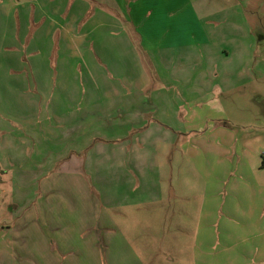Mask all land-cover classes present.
Instances as JSON below:
<instances>
[{
    "label": "rangeland",
    "instance_id": "1",
    "mask_svg": "<svg viewBox=\"0 0 264 264\" xmlns=\"http://www.w3.org/2000/svg\"><path fill=\"white\" fill-rule=\"evenodd\" d=\"M214 1L220 8L229 9L216 20L250 24L251 68L255 75L250 83L221 99L223 111L204 109L205 114L212 113L209 117L216 116L218 121L211 118L203 125L225 128L228 137L213 138V144L217 142L225 149L238 148L259 156L264 153V0ZM0 3V11L6 13L14 7L11 0ZM35 5L34 0L28 3L33 12ZM231 12L235 14L233 17ZM45 17L48 20L36 17L30 24L22 21L21 30L29 42L27 55L36 46L37 54L10 56L0 48V146L5 139L4 148L0 147V160L14 170L24 168L25 162L43 160L40 155L49 156L38 181L46 215L39 226L45 237L39 242L36 236L28 237L27 250L19 243L20 235H14L18 234L14 225L13 234L9 235L8 228L4 231L5 225L1 224L0 258L6 264L10 255L15 264H264L263 219L256 215L250 221L242 217L246 209L243 200L238 201L240 207L235 209V214H230L227 206H223L224 197L220 205L212 206L219 209L218 213L210 220L203 219L201 212L207 202L205 185L194 176L186 158V166L179 169L176 156L171 170L174 187H179L186 197L164 198L152 204L104 205L99 195L102 176L98 158L90 171L82 165L78 174L74 168L83 158L86 163V156L82 157L78 151L88 154L86 146L78 141L89 136L93 140L89 151L100 142L98 125L86 124V106L90 102L86 99V89L91 84L100 88V81L86 76V65L93 63L94 67L107 68L100 67L98 61L87 60L86 30L71 28L59 15L52 21ZM9 21L3 20L1 24V39L7 36L10 40L9 36H14ZM55 27H59L67 45L57 39L52 44ZM230 35L219 30L216 38L213 37L214 43L221 46L226 40L231 46ZM233 62L235 66L238 63ZM108 78L117 82L114 75ZM103 84L115 83L107 80ZM93 96L101 97L100 102L107 100L106 94L98 92ZM8 136L13 139L7 140ZM164 161L165 167L171 168L169 161ZM66 163L72 168H66ZM17 179L18 174L12 171L6 178L4 175L7 183L0 184V194L4 195L0 200V223H4L7 210L13 213L21 206L19 200L25 196L34 198L35 189L19 186ZM11 197V203L5 206L4 202Z\"/></svg>",
    "mask_w": 264,
    "mask_h": 264
},
{
    "label": "crops",
    "instance_id": "2",
    "mask_svg": "<svg viewBox=\"0 0 264 264\" xmlns=\"http://www.w3.org/2000/svg\"><path fill=\"white\" fill-rule=\"evenodd\" d=\"M11 1L13 9L7 13L0 11V27L3 20L10 19L11 35L14 34L9 36L10 40L7 36L0 38L4 52L10 56L37 54L36 46L27 55L29 42L21 30L22 21L30 24L36 17L48 20L45 16L52 21L59 15L71 28L86 30L87 60L98 61L100 67L107 68L86 65V76L100 81V88L91 84L86 89V99L90 101L86 106V124L98 125L100 142L89 151L93 142L89 136L78 141L86 146L88 154L78 151L86 156V163L83 158L74 168L78 174L82 165L90 171L98 158L102 176L99 195L105 206L121 202L152 204L164 198L186 197L172 181L171 170L178 156L179 169H184V159H188L194 176L204 182L207 202L201 212L203 219L210 220L218 213L219 209L212 206L220 205L224 197L223 206L230 214H235L240 207L238 201L243 200L246 209L242 217L250 221L256 215L264 221V153L252 156L238 148L231 151L217 142L213 144V138L228 137L225 128L203 125L211 118L218 121L216 116L209 117L212 113L205 114L204 109L223 111L221 99L250 83L255 75L251 68L252 32L248 21L216 20L229 9L220 8L214 0H34V12L28 6L32 0ZM58 28L53 30L52 44L56 39L65 43ZM219 30L223 35L225 31L231 34V46L226 40L221 46L214 43L213 37ZM234 60L238 62L236 66ZM109 75L117 77V82L110 80ZM107 80L115 84H103ZM98 92L106 94L107 100L100 102L101 97L93 96ZM11 139L12 136L7 137ZM4 143L5 139L0 147L4 148ZM40 156L44 159L25 162L24 168L14 170L0 160V184L7 183L4 175L6 178L13 171L18 174L19 186L35 189L34 198L25 196L19 200L21 206L13 213L7 210L4 223H0L5 225L4 231L8 228L9 235L18 230L14 235H20L19 243L27 250L28 237L36 236L38 242L45 237L39 226L46 215L38 181L49 156ZM162 159L169 161L171 168H166ZM69 164L64 166L72 168ZM13 184L17 189L16 181ZM3 197L2 194L0 200ZM2 259L0 264H6ZM11 259L10 255L8 263L15 264Z\"/></svg>",
    "mask_w": 264,
    "mask_h": 264
},
{
    "label": "built area",
    "instance_id": "3",
    "mask_svg": "<svg viewBox=\"0 0 264 264\" xmlns=\"http://www.w3.org/2000/svg\"><path fill=\"white\" fill-rule=\"evenodd\" d=\"M0 197H1V194H0Z\"/></svg>",
    "mask_w": 264,
    "mask_h": 264
}]
</instances>
